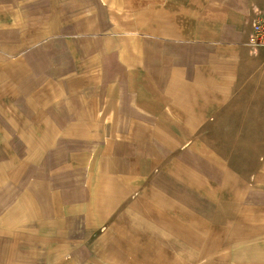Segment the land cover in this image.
<instances>
[{
	"label": "rangeland",
	"instance_id": "374dc122",
	"mask_svg": "<svg viewBox=\"0 0 264 264\" xmlns=\"http://www.w3.org/2000/svg\"><path fill=\"white\" fill-rule=\"evenodd\" d=\"M33 1L0 0V151L85 211L1 204L0 264H264V0Z\"/></svg>",
	"mask_w": 264,
	"mask_h": 264
},
{
	"label": "crops",
	"instance_id": "0c3cea01",
	"mask_svg": "<svg viewBox=\"0 0 264 264\" xmlns=\"http://www.w3.org/2000/svg\"><path fill=\"white\" fill-rule=\"evenodd\" d=\"M36 1H33V3L36 4L38 2ZM40 10L41 9L37 8V11H40ZM21 19H22V16L21 14H19L20 22H21ZM36 22L38 23L37 16H36ZM20 24L21 23H19V26H21ZM71 26H75V24L69 23L67 24L66 27L69 29ZM72 29H77V33L79 34V36H82L81 29L79 28H72ZM167 38L168 37H164L163 39H167ZM21 40L22 39L19 38L18 40H14V41L21 42ZM49 40L43 38V39H35L34 41L35 42H47ZM168 40L170 41L175 40L179 42L175 38H169ZM21 55L22 54L14 55L13 57L14 61L15 62L20 61ZM125 55H126V52H124V56ZM32 74H36V72H33ZM22 88H23V84L22 85L20 84L18 90L22 91L23 90ZM32 89L30 88V91H32ZM18 90L15 89V91L19 94ZM63 107H65L66 109V110H63V112H66V114L71 112L70 107H69V102L67 105ZM122 112L123 111L121 109V113ZM71 113L74 116H76L75 113L77 112L75 113L71 112ZM106 117L109 118L110 115H105L103 120L101 121H105ZM7 121H11V120H7ZM65 133L66 131H62L60 134L59 133L56 135L53 134L52 136L49 135V139L52 140L55 137L64 138ZM54 146L56 145H53V147ZM0 150L2 149L0 148ZM56 152L58 153L59 151H56ZM69 152L70 151L67 148V153ZM3 160H5V155L3 154V152L0 151V171L9 170L10 172L9 174L0 173V205L5 204L4 210L5 209L9 210L8 217L11 218V219L9 218L11 221H14L16 219V216H17L16 212H17L18 214L22 216V220L24 221L28 220L29 218L31 222L32 217L34 216L35 218L40 219L42 221L52 219L53 224H55L54 222H57L59 220L61 224H63V221L68 220L69 218V207L68 206L69 204H71L70 201H75L73 204L77 205V208L80 211L79 214H84L85 197H83L80 194V192H83L84 188H79L78 186L76 188H73V187H70V185L65 184L64 186L63 184L64 179L66 180V183H67L71 178V176L69 175V170H71V168H69L70 166H68L67 163L63 161L61 163H53V164H50L49 167H45L44 170H47V171L50 170L51 176L52 177L56 176L57 179L53 180L51 184L45 183V185L42 186L41 184L38 185L37 183L38 181L35 179V177L37 178L38 176L37 174L38 170H43L41 166L39 165V163L4 162ZM11 171H13V173ZM17 171H24L23 175L20 176V178L19 176L16 178L15 172ZM56 171H61L60 177H58L59 175ZM3 177H7V179H4V182L8 180V182H6L5 184L1 183ZM47 184L50 186H47ZM50 202H51V208L49 207ZM18 203L21 204L20 207L16 205ZM12 207L13 209L11 211L10 209ZM24 210L28 211L29 215L27 214L23 215L21 212ZM11 213H13V216H11ZM14 226H16L15 222H14ZM10 229L15 230L16 228L13 227ZM37 229L39 230V227Z\"/></svg>",
	"mask_w": 264,
	"mask_h": 264
},
{
	"label": "built area",
	"instance_id": "2783aa9c",
	"mask_svg": "<svg viewBox=\"0 0 264 264\" xmlns=\"http://www.w3.org/2000/svg\"><path fill=\"white\" fill-rule=\"evenodd\" d=\"M256 41L264 47V20L260 21L257 26Z\"/></svg>",
	"mask_w": 264,
	"mask_h": 264
}]
</instances>
